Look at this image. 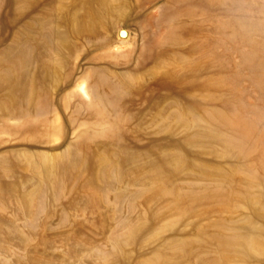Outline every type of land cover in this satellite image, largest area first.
<instances>
[{
  "label": "rangeland",
  "instance_id": "obj_1",
  "mask_svg": "<svg viewBox=\"0 0 264 264\" xmlns=\"http://www.w3.org/2000/svg\"><path fill=\"white\" fill-rule=\"evenodd\" d=\"M87 5L0 0V264H264V0Z\"/></svg>",
  "mask_w": 264,
  "mask_h": 264
},
{
  "label": "bare ground",
  "instance_id": "obj_2",
  "mask_svg": "<svg viewBox=\"0 0 264 264\" xmlns=\"http://www.w3.org/2000/svg\"><path fill=\"white\" fill-rule=\"evenodd\" d=\"M95 3V9H94V14H95V16L97 15H99V13H100V11H102L103 10V7H102V2H104V0H88V7L89 8H92V3ZM90 19H92V16H90V15H85V16H82V17H80L79 18V22H80V29L81 30H83L82 29V27H85V28H88V27H92L93 26V24H94V22H92V23H90V24H85L84 25V23L86 22V21H88V20H90ZM80 29H78L77 30V32L79 33V32H82Z\"/></svg>",
  "mask_w": 264,
  "mask_h": 264
}]
</instances>
